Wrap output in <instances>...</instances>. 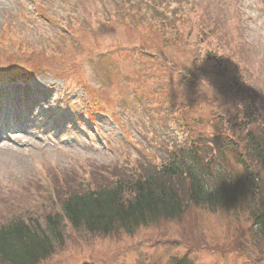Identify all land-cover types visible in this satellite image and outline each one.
Masks as SVG:
<instances>
[{"label":"rangeland","instance_id":"rangeland-1","mask_svg":"<svg viewBox=\"0 0 264 264\" xmlns=\"http://www.w3.org/2000/svg\"><path fill=\"white\" fill-rule=\"evenodd\" d=\"M39 49L45 70L28 82L65 116L48 132L3 133L0 224L44 222L60 195L146 175L183 147L240 171L229 158L247 150L250 117L264 137V0H0L1 76L29 71ZM246 207L191 205L132 235L66 223L64 245L41 264H264Z\"/></svg>","mask_w":264,"mask_h":264},{"label":"trees","instance_id":"trees-1","mask_svg":"<svg viewBox=\"0 0 264 264\" xmlns=\"http://www.w3.org/2000/svg\"><path fill=\"white\" fill-rule=\"evenodd\" d=\"M165 43L169 46L167 39ZM176 44L171 42L170 46ZM250 119L253 127L243 142L247 150L243 149V154L237 148V154L229 158L242 166L240 171L211 166L212 160H200L196 150L180 148L167 163L146 175L116 177L112 185L69 192L63 198L60 195L59 207L50 209L44 222L19 217L0 224V264H41L64 245L66 223L74 230L92 234L123 231L132 235L140 226L180 219L191 205L230 214L246 201V212L264 238V186L256 174L254 178L256 164L264 172V137H257L253 129L256 120ZM222 160L229 161L227 157ZM170 264L196 263L183 256L173 258Z\"/></svg>","mask_w":264,"mask_h":264}]
</instances>
